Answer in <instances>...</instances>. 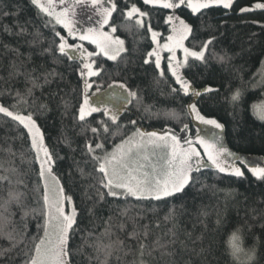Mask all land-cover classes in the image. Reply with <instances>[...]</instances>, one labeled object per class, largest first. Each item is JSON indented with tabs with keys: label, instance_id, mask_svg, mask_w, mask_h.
<instances>
[{
	"label": "trees",
	"instance_id": "16d2710c",
	"mask_svg": "<svg viewBox=\"0 0 264 264\" xmlns=\"http://www.w3.org/2000/svg\"><path fill=\"white\" fill-rule=\"evenodd\" d=\"M114 2L117 11L107 26L116 27L113 34L124 40L125 51L115 60L98 52L90 58L99 72L89 78L92 86L88 89L106 91L113 84H123L137 93V98H132L116 87L127 99L117 103L115 124L103 110L84 121L78 119L87 90L79 71L81 62L59 53L55 32L70 46L79 41L31 0H0V104L15 114L32 116L54 158L52 172L65 196L72 198L77 223L70 240L71 264H101L103 252L87 246L93 242L113 245L108 264H140L141 260L145 264H264V181L246 168L242 177L210 167L193 170L182 194L161 201L108 196L101 187L102 174L95 170L96 161L87 144L95 147L101 143L109 152L137 128L179 132L187 125L194 129L188 110L192 96L179 90L166 61L160 70L148 60L154 46L148 28L164 41L170 34V24L165 21L171 10L145 5L143 0ZM257 2L264 0H233L228 9L215 5L195 14L182 5L176 14L192 29L185 40L187 48L199 51L206 41H212L205 62L190 57L182 69L193 88L213 89L196 97L198 111L223 125L216 132L218 144L240 159L258 157L264 166V122L252 111V105L264 99L260 76L264 9L241 11ZM132 5L147 13L143 27L134 19H125L124 13ZM84 44L96 52L95 45ZM218 56L227 59L221 62ZM33 82L39 86L33 87ZM237 89L242 92L241 100L232 103L231 95ZM131 121H136L135 125ZM91 128H97V133ZM96 154L104 153L97 150ZM0 177H7L0 179V251L4 253L0 264H25L43 236L37 225L44 223V188L26 129L3 113ZM10 191L20 194L19 202L5 203ZM99 192L105 194L104 199ZM25 212L29 214L24 216ZM2 218H7L6 222ZM9 233L13 240L8 239ZM233 233L240 237L243 249L236 255L229 245ZM141 243L146 246L143 257ZM253 251L254 259L249 260L247 254Z\"/></svg>",
	"mask_w": 264,
	"mask_h": 264
},
{
	"label": "snow or ice",
	"instance_id": "6c2138e0",
	"mask_svg": "<svg viewBox=\"0 0 264 264\" xmlns=\"http://www.w3.org/2000/svg\"><path fill=\"white\" fill-rule=\"evenodd\" d=\"M41 12L45 13L49 17L55 20V23L61 25L73 38H78L80 41H89L96 46L98 53H103L109 60H115L117 56L125 51L124 40L113 37L111 33L117 31L115 26H110V32L100 31L105 25H109L110 18L113 12L117 11V4L114 0H74V3L68 4L60 11L56 10L54 0H47L46 3H42L41 0H31ZM61 5L65 4V0H59ZM233 0H143L145 5H158L165 9H177L182 5L191 9L192 13L200 12L202 9H209L210 7L222 6L225 9L231 7ZM110 5V6H107ZM82 6L83 8H91L94 10L95 15L99 17L96 23L99 25L97 28H88L86 31L77 33L75 20L76 8ZM256 8H264V4H256ZM248 9H241V11H247ZM147 16L146 12L141 11L136 5H132L131 8L124 13V17L127 20H135V24L139 27H143V21L137 17ZM92 17H89L91 20ZM173 20H177L179 23L172 24ZM165 23L172 24L171 31L173 35L168 36L169 43L164 44L162 47L170 53H173L169 57L168 70L175 78V82L179 85V90H182L185 95L189 91H193V94L199 96L201 93L192 89L190 83L180 75V68L184 66V63L177 61L175 64L172 62L175 60L174 49L179 47L183 50L185 63L188 58H194L195 60L205 62L206 50L211 40L206 41L203 47L199 50H190L184 47L183 41L188 38V35L192 32L191 27L185 23L184 20L177 16H168ZM23 31V29H22ZM148 31L152 34V40L156 43V37L159 33L152 31L149 26ZM55 36L59 38L58 51L62 55H68L70 60L80 59L81 68L79 69L80 75L84 77H92L98 75L99 69H94V61H90V58L97 55V52H88L83 48V45L70 46L67 44L66 38L61 35L60 32H55ZM69 49H74L78 53L77 56L70 54ZM149 56H155L156 68H160V55L156 49L148 53ZM217 59L224 62L226 56H218ZM146 64L148 60L144 61ZM164 73L161 72V76ZM47 82V80L45 81ZM33 82V87H37ZM92 85L85 80L84 88L88 89ZM124 88V85H120ZM127 91L129 97L137 98L135 91ZM173 92L178 91L173 88ZM205 92H211L213 89L206 88ZM31 94V89L28 90ZM242 92L237 89L231 95V102L237 103L241 100ZM196 118L205 125H212L216 129H222L223 125L218 123L215 119H206L196 109L195 104L188 106ZM96 107H91L90 102L85 95L83 103L78 109V119L84 121L86 116L98 111ZM253 115L260 121L264 122V102H260L252 105ZM0 113L11 117L18 121L28 130V134L31 137V147L36 152V162L39 163V177L44 182L43 191V211L41 215L44 217L43 225H37L38 229H43V236L40 237L39 242L35 244L32 254L25 264H71L72 250L70 247V240L72 232L75 231L74 226L77 223V213L73 208L72 212L66 213L65 200L71 204L72 198L65 196L63 187H57L50 189L47 181V177L56 178L52 175V165L54 158L49 149L44 145L43 136L40 133V129L37 127L35 121L31 115L23 116L14 114L9 111L8 108L0 106ZM105 115H109L105 111ZM110 118L113 124L117 121V115L115 113L110 114ZM103 123V122H101ZM135 125L136 121H131ZM104 131L108 132L109 128L104 125ZM185 129L187 125L184 126ZM92 133H97V128H91ZM117 133H113L116 135ZM139 137V139H137ZM145 137L147 139L145 140ZM220 140L219 136H215L213 141H208L197 136L195 141L187 140V147H183L180 141L175 135H157L156 132H144L137 128L127 139L123 140L120 144L116 145L111 152L105 150V146L101 143H96L95 147L91 143L87 144V151L92 156V159L96 161V171L102 174V178L99 183L103 189L107 190L108 196H132L137 200H156L161 201L165 198L174 197L177 194H182L185 191L186 186L190 184L191 173L194 170V163L200 164V152L193 146L198 144L204 150V155L207 156L208 161L221 173L230 172L236 177H242L244 173L239 167L226 165L223 157L230 156L223 146H217V141ZM149 147H151L153 153L157 150L165 153V158L162 165L152 164L149 160V156L146 154ZM97 150H100L104 154L97 155ZM141 152H144L142 159L148 163H140L139 160L134 159V156H139ZM41 154L43 158H41ZM151 168V171H146V168ZM198 170V168L196 169ZM248 170L257 180L264 181V166H249ZM0 179H7V177H0ZM57 186L59 181H56ZM100 199H104V193L99 192ZM20 194L9 192V203L11 201L19 202ZM35 211V210H33ZM29 213L25 212L24 216ZM6 222L7 218H2ZM123 227V225H121ZM51 229V231H50ZM146 235V234H145ZM134 237L135 234H130ZM8 239L13 240L14 237L11 233L8 234ZM117 244L122 242L117 241ZM229 245L232 248L233 255H236L243 251L240 243V237L233 233L229 240ZM15 246V245H14ZM93 247L96 251L103 252L105 260L101 261V264H108L107 258L113 254L114 248L112 244L102 245L99 242H93L87 245ZM145 244L141 243L139 246L140 255L143 257L145 254ZM7 251V250H4ZM4 253L0 251V255ZM150 254V253H149ZM248 259H254V251L248 253ZM140 264H145V261L141 260Z\"/></svg>",
	"mask_w": 264,
	"mask_h": 264
},
{
	"label": "rangeland",
	"instance_id": "374dc122",
	"mask_svg": "<svg viewBox=\"0 0 264 264\" xmlns=\"http://www.w3.org/2000/svg\"><path fill=\"white\" fill-rule=\"evenodd\" d=\"M41 2L42 3H46L47 0H41ZM71 3H74V0H65V4L64 5H61L60 2H59V0H54V4H55V7H56V10L57 11H60L63 7H66L68 4H71ZM258 3L259 4H264V2H257L252 7H249V8H246V9H248V10H252V9H264V8H256L255 5L258 4ZM107 6H110V5H107ZM129 9H127V11ZM170 10H171V12L169 13L168 16H177L176 9H170ZM90 16L92 17L91 20H89V17ZM50 18L53 21H55L52 17H50ZM137 18H140L142 21H144L143 20V17H137ZM98 19H99V17L95 15L94 10H92L90 7L89 8H83L82 6H78L76 8V17L74 18L77 33L86 31L88 28H97V29H99V25L96 23V21ZM178 23L179 22L177 20H173L172 21V24H177L178 25ZM172 24H170V34L168 36L173 35V33L171 31ZM99 30L100 31H104V32H110V28L107 25H105L103 29H99ZM66 33H67V31H66ZM111 35L113 37H118V36H115L113 33H111ZM150 35H151V38H152L151 32H150ZM118 38H120V37H118ZM167 38L164 41H162L160 39V34H159L156 37V43L153 42V44H154L153 49H156L159 52V55H160V68H159L160 70H162V66H163V63L165 61L167 62V64H169V57L171 55H173V53H170L169 51H167L166 49H163V47H162L164 44L169 43V41H168ZM75 39L79 41L75 45H81L82 44L84 49H86L88 52H91L90 50L87 49V47L84 44V43L89 42V41H80L78 38H75ZM185 40L183 41L184 47H186ZM153 49H152V51H153ZM70 50L74 54L73 56H77L78 57V53L74 49L73 50L70 49ZM96 52H98L97 49H96ZM174 54H175V60H173L172 62L175 64L177 61H179V62L184 63V66H185L186 63L184 62L185 61V57H184L183 50L181 48L177 47V48L174 49ZM105 57H107V56H105ZM149 59H151L154 62V64H155V60H156V57L155 56H149L148 57V60ZM183 67L180 68L179 72H180V75L184 78L183 73H182ZM260 76H261L262 82L264 83V65H263V69L260 71ZM89 78L90 77H84V83H85V80H87V82L90 83L89 82ZM113 85H115V86H113ZM113 85L110 86L111 89L109 88L106 91L98 90V91H91L90 92L89 89H87L85 95L87 96V98H88V100L90 102V106L91 107H96L99 110L107 111L109 113V115L111 113H115L116 114L118 112V110H117V108H118L117 103H120V102L125 101L127 99V95L124 92L120 91L119 89H116V87L120 88L121 90L125 89V91L128 90V89L125 86H124V88H121L120 87V84H113ZM192 89L195 90V91H199L201 93L202 91H204L205 88L204 89H195V88L192 87ZM126 93H127V91H126ZM188 94H190L192 96L191 101L188 104V106L190 104H195L196 105L195 99H196L197 96L194 95L193 94V91H191V90L189 91ZM84 99H85V96H84ZM261 102H264V99ZM258 103H260V102H258ZM0 106H2V105L0 104ZM109 106H111V107L116 106V107L114 109H112V108H109ZM196 109H197V107H196ZM188 110H189V113H190V115L192 117V122H193V126H194V129L193 130H191V128H186V129L184 128V129H182L179 132L171 131V130H166V131H145V130H142V131H144V132H156L157 135H167V136L175 135L176 138L180 141V144L183 147H187L188 146L187 143H186L187 140L195 141L198 135L201 138L205 139V140L213 141L214 140V137L217 136L216 132L218 131V129L214 128L212 125H205V124L201 123L196 118L195 114L191 112V110H190L189 107H188ZM197 111H198V109H197ZM200 115H202V114L200 113ZM23 116H27V115H23ZM202 116H204V115H202ZM204 117L206 119H211V118H208L206 116H204ZM37 127H38V125H37ZM26 131L28 133V130L27 129H26ZM40 133H41V131H40ZM127 138H125V139H127ZM29 139H30V143H31V137L30 136H29ZM137 139H139V137H137ZM146 139H147V137H145V140ZM121 142H119L118 144H120ZM193 146L197 149V151L200 152V157H199L200 164L199 165H196L195 162H193L194 163V170H196L197 168L199 169V168H204V167L215 168L208 161L207 156L204 155L203 148H201L198 144H195V143L193 144ZM217 146L218 147L219 146H223L224 148H226L225 145H223V144L220 145V144L217 143ZM112 150H110L109 152H111ZM228 152L231 153L229 150H228ZM146 154L149 156V160H150V162L152 164H156V165H162L163 164V160L165 158V153L163 151L157 150V151H155L153 153L151 147H149L148 152ZM35 155H36V152H35ZM143 155H145V153L144 152H141L138 157L137 156H134V159L139 160L140 163H146L147 164L148 162L147 161H144L142 159ZM41 158H43V155L42 154H41ZM223 159H224L226 165H231V166L239 167L244 174H245V168L248 170V167L249 166H263L260 158H258V157H248L246 159H244V158L240 159L237 156H235L234 154H232L230 156L226 155L225 157H223ZM38 166H39V163H38ZM39 170H40V168H39ZM145 170L146 171H151V168L149 167V168H146ZM225 173L231 174L230 172H225ZM52 175L56 178V180H53L52 177H47V181H48V185H49V189H50V195L52 194L51 193V189H54V188H57V187H61L60 182H59V185L57 186L56 181H59V180L53 174V172H52ZM42 184H43V188H44V182L43 181H42ZM64 203H65V211H66V213H69L70 214L72 212V210H73V204H72V202H71V204H69L68 201L65 200ZM50 231H51V229H50Z\"/></svg>",
	"mask_w": 264,
	"mask_h": 264
}]
</instances>
